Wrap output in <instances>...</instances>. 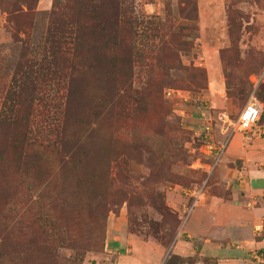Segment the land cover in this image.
<instances>
[{"label": "trees", "instance_id": "1", "mask_svg": "<svg viewBox=\"0 0 264 264\" xmlns=\"http://www.w3.org/2000/svg\"><path fill=\"white\" fill-rule=\"evenodd\" d=\"M37 1L0 0L10 38L18 43L0 110V264H80L86 252L103 246L108 214L136 194L131 185L129 192L115 187L121 163L140 160L149 171L139 185L146 195H164L150 192L148 183L190 186L180 175L171 180L164 172L167 163L185 162L187 155L178 141L184 131L163 90L188 94L205 87L204 71L182 63L193 49L197 7L195 0H183L174 17L169 9L163 21L145 22L134 0H52L35 48ZM137 67L147 74L143 88L133 85ZM246 77L247 85L236 84L230 96L253 94L263 110L264 85L254 88ZM138 116L145 123L155 119L157 142H150L152 134L120 136L117 123L129 121L136 129ZM156 166L163 179L150 182ZM133 172L128 168L123 178L130 182ZM202 174L205 180L207 172ZM84 205L96 209L97 231L78 234V207ZM157 208L161 229L166 231L169 214L171 230H179V212H170L164 198ZM60 249L75 254L66 258ZM193 261L171 256L163 264Z\"/></svg>", "mask_w": 264, "mask_h": 264}, {"label": "rangeland", "instance_id": "2", "mask_svg": "<svg viewBox=\"0 0 264 264\" xmlns=\"http://www.w3.org/2000/svg\"><path fill=\"white\" fill-rule=\"evenodd\" d=\"M180 1L183 0H134L135 10L140 19L145 22L150 20H164L168 10H171L173 17L177 11ZM197 7V31L193 37V49L188 55L182 56L184 65H193L204 71L205 87L203 89H189L188 94H181L168 97L163 90L164 100L171 105L170 111L179 120V124L184 133L178 135V141L182 143V148L186 151L187 159L185 162H177L174 165L166 164L164 169L169 178L173 180L174 175H180L190 186L173 182H162L161 185L152 186L148 183L147 187L164 195H146L145 191L139 187L144 178L149 176V171L138 160L140 164L121 163L119 171L121 175L116 178V188L129 192L130 185L135 187V195H127L128 199L110 212L104 223V244L101 247L85 253L80 264H153V254L147 249H132L133 257L136 259H126L120 261L122 255H126V250L131 249L127 244L125 237H132L135 241L148 242L158 250L163 249V256L158 264H163L165 255L169 252L172 244L178 239V228L171 230L172 218L169 214L166 216L164 226L166 231L162 230V218L159 216V201L164 198L165 204L170 212L176 211L171 208V204L183 198L185 188L197 189L204 182L203 172L206 170V164L210 157L202 152L203 140L205 139V127H209L210 133L207 137H212L216 142L227 139L220 134L221 121L218 120V114L224 112L231 121H234L242 107L247 103L250 95L246 97L230 96L231 89L236 84L247 85V77L257 76L264 73V0H195ZM52 0H38L35 6L37 17L34 25L32 46L40 42V36L45 27V13L51 9ZM4 13H0V110L5 90L8 86V73L12 69V64L17 56L12 51H17V44L12 42L10 32L6 24ZM145 26V25H144ZM144 28L138 33L143 34ZM140 39V38H138ZM141 40H138L139 48L144 49ZM19 46V45H18ZM17 55V54H16ZM248 74L247 73H250ZM147 74L140 67L135 69L133 85L136 88H143ZM264 85V78L261 83ZM261 117L258 125H264V109L261 111ZM145 117L138 116L136 120V129H133L129 121L118 122V128H121L120 136L123 138H144L149 134L153 135V141L160 139L153 134L156 127L155 119L151 117L150 122H144ZM167 119H171L170 116ZM227 124H225L226 128ZM153 130V131H152ZM167 130V129H166ZM202 134V138H201ZM171 137V136H170ZM156 144V143H155ZM157 147V146H155ZM163 147V146H161ZM120 151H126L123 144L118 146ZM138 158V157H137ZM223 157L220 159L222 162ZM128 168H133L134 172L130 182L123 177ZM218 166L214 169L211 177L205 186V195H211L222 191L225 193L226 186L218 184L216 172ZM162 170L160 166L153 169V178L150 182L159 181L162 176L158 174ZM121 177V178H120ZM163 179V178H162ZM23 200V195H18ZM123 199L125 195H122ZM156 197V202H151V198ZM174 202V203H173ZM4 205L0 206L2 210ZM80 211V221L76 223V231L83 234L87 231H97V226L92 222V215L96 209L90 206L78 207ZM3 211V210H2ZM178 215V212H176ZM186 214V213H185ZM185 214L181 215V219ZM192 214L188 217H191ZM189 220V218H187ZM188 220H186L188 222ZM185 221V223H186ZM184 223V225H185ZM187 224V223H186ZM183 225V227H184ZM180 229V227H179ZM186 229V225H185ZM183 231V229L181 230ZM160 232V233H159ZM159 233V235H158ZM87 235V234H86ZM160 236L158 240L154 237ZM131 238V239H132ZM130 239V238H129ZM127 245V246H126ZM165 250V251H164ZM131 251V250H130ZM171 251V250H170ZM60 253L72 259L73 251L60 249ZM131 252H129L130 254ZM169 254V253H168ZM170 256V254H169ZM191 258H188L190 260ZM78 264L77 261H75ZM156 262H154L155 264ZM190 264V263H188Z\"/></svg>", "mask_w": 264, "mask_h": 264}, {"label": "crops", "instance_id": "3", "mask_svg": "<svg viewBox=\"0 0 264 264\" xmlns=\"http://www.w3.org/2000/svg\"><path fill=\"white\" fill-rule=\"evenodd\" d=\"M220 134L226 135L221 129ZM222 157L215 177L218 184H225V193L204 192L168 258H193V264H256L253 252L264 258V125L257 124L246 134L234 133ZM185 194L170 205L180 218L190 200ZM256 225L262 227L261 232H255ZM131 238H123L131 251L126 250L121 262L136 259L132 253L141 246L140 250L147 248L153 254V264L160 262L163 249Z\"/></svg>", "mask_w": 264, "mask_h": 264}, {"label": "built area", "instance_id": "4", "mask_svg": "<svg viewBox=\"0 0 264 264\" xmlns=\"http://www.w3.org/2000/svg\"><path fill=\"white\" fill-rule=\"evenodd\" d=\"M263 78H264V73L257 75V76H251L250 81L253 83V87L256 88L258 86V84H260L263 81ZM165 92H166V95L168 97H171L173 95L179 96L182 94L181 91L175 90V89H168ZM261 110H262L261 105L258 103V101L253 96V94H251L249 100L242 107L241 111L239 112L237 118L234 121H231L226 113H224V112L219 113L218 114V120L221 121L222 124H224V125H222L221 131L223 132V134L227 135V139L224 140V142H222L219 145L214 143L211 136L207 137V134L209 136L210 129L208 126L205 127V133H206L205 138H207L208 142L202 145L201 148L202 149L204 148V150H202V152L205 153V155L207 154L206 155L207 157L212 156L213 152H216V153H215V155L212 156L213 161L211 162V164H209L207 166V168L205 170L207 172V178L204 180L202 186H200L199 188L194 189V190H186L185 191L186 192L185 195L188 196L189 199H191V202H190V205H188V207H187V211L183 217L182 223L180 225V229L178 230L179 231L178 234L184 228L183 225H184L185 221L188 220L187 219V218H189L188 216L191 215L192 211L194 210V208L199 203L200 198L204 194L207 180L212 175L214 169L218 166V163L222 157V154H223L225 148L227 147L229 140L232 137V135L236 132H239L242 134L248 133L254 126L257 125ZM225 124H227L226 128H225ZM226 135H224V136H226ZM254 230H255V232H261L262 227L260 225H256L254 227ZM169 252H170V249H169ZM168 253L165 255V260L169 256ZM253 258H254L256 264H264V258L261 255H259L258 253L253 252Z\"/></svg>", "mask_w": 264, "mask_h": 264}]
</instances>
